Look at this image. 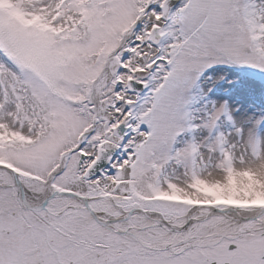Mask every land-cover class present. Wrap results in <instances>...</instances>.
Returning a JSON list of instances; mask_svg holds the SVG:
<instances>
[{"label": "snow or ice", "instance_id": "obj_1", "mask_svg": "<svg viewBox=\"0 0 264 264\" xmlns=\"http://www.w3.org/2000/svg\"><path fill=\"white\" fill-rule=\"evenodd\" d=\"M264 0H0V264H264Z\"/></svg>", "mask_w": 264, "mask_h": 264}, {"label": "rangeland", "instance_id": "obj_2", "mask_svg": "<svg viewBox=\"0 0 264 264\" xmlns=\"http://www.w3.org/2000/svg\"><path fill=\"white\" fill-rule=\"evenodd\" d=\"M227 100L232 108L239 107L234 116H252L253 118L264 115V73L253 75V70H237L233 74L232 84L220 83L212 93ZM261 134L264 135V123L260 125Z\"/></svg>", "mask_w": 264, "mask_h": 264}]
</instances>
